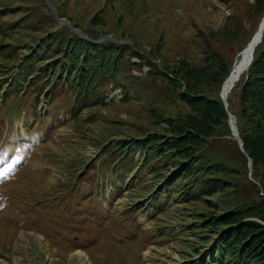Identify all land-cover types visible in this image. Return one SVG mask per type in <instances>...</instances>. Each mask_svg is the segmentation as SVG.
Masks as SVG:
<instances>
[{
  "label": "rangeland",
  "instance_id": "obj_1",
  "mask_svg": "<svg viewBox=\"0 0 264 264\" xmlns=\"http://www.w3.org/2000/svg\"><path fill=\"white\" fill-rule=\"evenodd\" d=\"M53 2L66 22L53 16L43 0H0L6 7L0 9V61L17 69L13 79L11 70H0V140L14 131L0 159L12 158L0 168V264H193L216 239L213 234L210 243L201 242L202 235L212 234L193 227L202 213L258 199L253 160L232 130L216 135L206 143L201 162H220L223 170L212 177L230 185L191 201L175 188L165 192L155 176L164 168L155 165L166 164V158L145 161L148 149L133 154L122 141L158 129L153 110L184 113L187 106L171 97V80L168 88L161 77L148 75L147 57L138 58L133 48L156 56L159 67L173 69L185 59L188 65L206 66L208 76L218 75L215 66L223 57L230 70L221 92L241 50L264 23V12H258L256 0ZM73 26L87 34L102 31L109 36L103 42L125 46L126 60L115 81L81 83L75 70L79 48L65 53L64 36L75 37ZM49 32L54 34L50 47L43 43L24 59L26 50ZM242 74L227 97L238 131ZM30 228L47 235L57 260L42 252ZM69 238L87 255L68 253Z\"/></svg>",
  "mask_w": 264,
  "mask_h": 264
},
{
  "label": "trees",
  "instance_id": "obj_2",
  "mask_svg": "<svg viewBox=\"0 0 264 264\" xmlns=\"http://www.w3.org/2000/svg\"><path fill=\"white\" fill-rule=\"evenodd\" d=\"M256 2L258 12L263 13L264 0ZM58 13L61 15L59 9ZM95 19L96 17L93 18ZM106 34L94 31L90 35L97 39ZM53 39H42L39 46L45 43L50 47ZM66 42V45L69 42V50L65 52L67 55L71 48L80 50L76 53L80 64L75 70L78 71L77 76L81 78L82 84L92 81L93 78L115 81L114 75L123 70L126 60L124 45L111 41L95 42L79 37H69ZM133 53L140 59L147 57L148 75L151 78L154 75L161 77L162 81L168 84V88L171 80L175 85L171 97L175 103L187 106L184 113L167 114L153 110L151 116L158 129H147L137 134L143 136L150 133L141 144L150 149V153H146L145 161L154 156L157 157L156 161L166 158V164L155 165L156 169L164 168L155 175L159 183L167 188L177 189L187 201L199 200L224 191L230 182L212 177V174L223 170L224 167L220 162L201 161L205 158V145L211 138L221 134L231 135L228 113L219 95L221 84L230 70L229 62L220 57L215 66L218 68V75L208 76L206 73L209 70L206 66L188 65L185 59H181L176 68H160L155 62L156 56L150 52L135 46ZM74 67L75 64L70 66L69 74ZM242 75L243 82L239 85L241 112L237 116V122L245 154L253 160L252 178L258 199L220 213H202L201 220L193 227H201L203 231L212 234L202 235L201 242L210 243L213 234L216 239L213 240L212 249L193 264H264V34L262 41L255 48L248 71ZM210 92L212 97L207 95ZM230 98L231 95L229 101ZM135 142L133 137L128 136L122 142V147L129 144L128 147L134 154L138 148ZM195 252L200 253V250L196 249Z\"/></svg>",
  "mask_w": 264,
  "mask_h": 264
},
{
  "label": "water",
  "instance_id": "obj_3",
  "mask_svg": "<svg viewBox=\"0 0 264 264\" xmlns=\"http://www.w3.org/2000/svg\"><path fill=\"white\" fill-rule=\"evenodd\" d=\"M50 3V2H49ZM263 30H264V23L261 24L260 28L257 30V33H255L253 35V37L251 38V40L249 41V43L247 44L245 50L248 51L249 55L246 59L241 60L239 64H235L234 63V67L231 70L229 76L227 77V79L225 80L222 90L220 92V97L223 100V103H225V108L228 111V115H229V126L232 130V135L237 139V141L239 142L240 146L242 147L243 145V141L242 138L239 134L238 128H237V124H236V119L234 117V115L228 110V101H227V92L228 90L233 86H231V80L234 77L239 78L241 73L244 72L250 65V63L253 60V53H254V49L256 47V45H258L261 41H262V36H263ZM235 72V73H233ZM232 74V76H230ZM243 150V149H242ZM252 160L250 159L249 165L251 166Z\"/></svg>",
  "mask_w": 264,
  "mask_h": 264
},
{
  "label": "bare ground",
  "instance_id": "obj_4",
  "mask_svg": "<svg viewBox=\"0 0 264 264\" xmlns=\"http://www.w3.org/2000/svg\"><path fill=\"white\" fill-rule=\"evenodd\" d=\"M263 20H264V19H263ZM260 24H261V23H260ZM256 33H257V32H256ZM240 55H241V58H240V59L237 58L235 64H239L241 60L246 59V58L248 57L249 53H248V51H246L245 49H243V50H241V52H240V54L238 55V57H239ZM233 67H234V65H233ZM232 69H233V68H232ZM233 73H235V72H233ZM230 76H232V74H231ZM239 78H240V77H239ZM237 80H238L237 77L232 78V80H231V86H232V85H233V86L228 90V92H227V97H228V94L230 93V91L232 90V88L234 87L235 83L237 82ZM81 251H82V250H81Z\"/></svg>",
  "mask_w": 264,
  "mask_h": 264
}]
</instances>
